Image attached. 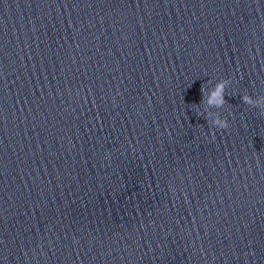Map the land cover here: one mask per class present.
<instances>
[{"label":"clouds","instance_id":"9594fccd","mask_svg":"<svg viewBox=\"0 0 264 264\" xmlns=\"http://www.w3.org/2000/svg\"><path fill=\"white\" fill-rule=\"evenodd\" d=\"M231 77L225 79L221 78L215 82L214 86L209 88L206 92L201 88L202 99L200 104L204 106L205 119L209 122L210 128L217 130H226L230 127L229 121L221 117L218 111L213 109H221L226 104L225 92L231 84ZM242 102L250 108L258 109L261 115H264V94L249 95L247 92L242 94ZM215 140V135L211 136Z\"/></svg>","mask_w":264,"mask_h":264}]
</instances>
